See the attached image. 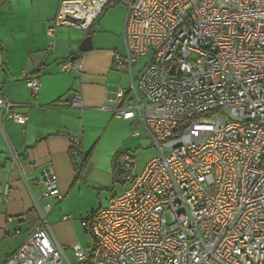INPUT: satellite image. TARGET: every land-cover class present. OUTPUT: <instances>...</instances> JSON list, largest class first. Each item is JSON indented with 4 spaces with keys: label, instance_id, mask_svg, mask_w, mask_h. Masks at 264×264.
<instances>
[{
    "label": "built area",
    "instance_id": "obj_1",
    "mask_svg": "<svg viewBox=\"0 0 264 264\" xmlns=\"http://www.w3.org/2000/svg\"><path fill=\"white\" fill-rule=\"evenodd\" d=\"M122 1L126 53L114 63L131 83L113 111L144 126L159 153L140 172L123 155L128 185L84 221L94 241L74 246L75 261L47 205L5 264H264V0ZM115 2L63 1L56 24L89 30ZM26 81L37 95L39 78ZM69 105L82 108L81 96ZM20 107L0 95V121L27 125ZM44 183V198L64 199L55 173ZM9 189L0 182V205Z\"/></svg>",
    "mask_w": 264,
    "mask_h": 264
},
{
    "label": "crops",
    "instance_id": "obj_2",
    "mask_svg": "<svg viewBox=\"0 0 264 264\" xmlns=\"http://www.w3.org/2000/svg\"><path fill=\"white\" fill-rule=\"evenodd\" d=\"M63 1L67 0H0V95L29 115L25 126L0 121V182L10 185L0 205V264L27 240L47 205L52 207L47 220L52 215L59 222L53 232L64 249L81 243L72 217L79 211L69 201L86 190L116 188V182H122L121 189L100 203L107 206L128 185L117 177L123 155L131 154V147L143 139L150 140L144 126L113 111L120 87L128 90L131 83L127 71L114 63L116 54L126 53L128 11L116 13L109 5L89 30H82L56 24ZM88 38L90 49L80 51ZM68 60L82 66L65 70ZM27 76L39 78L37 95ZM75 94L81 96L82 108L69 105ZM74 139L80 140L83 155L90 154L86 164L71 159ZM49 171L57 175L65 194L62 201L43 197ZM65 215L72 220H64Z\"/></svg>",
    "mask_w": 264,
    "mask_h": 264
},
{
    "label": "rangeland",
    "instance_id": "obj_3",
    "mask_svg": "<svg viewBox=\"0 0 264 264\" xmlns=\"http://www.w3.org/2000/svg\"><path fill=\"white\" fill-rule=\"evenodd\" d=\"M110 6H111L110 10L116 9V13H119L121 10H123V8H126V10L128 11V4L122 0H118L115 3H111ZM145 61L146 58H143L141 63L134 64V68L136 72H138L143 67ZM124 81L126 82V79ZM131 148H133L131 151V155L134 157L136 161L135 171L137 172L142 171L144 164L159 153L157 147L153 145L152 142L148 139H143L138 147L136 144L133 145V147ZM123 186H124L123 183L119 181L116 182V188L113 187V185H111L102 189L95 188L91 190H86L82 192L80 196H77L75 198L72 197V199L69 201V205L79 211V215H72V217H73V222L75 224V225L73 224V226L75 227L74 229L78 234V239H79L78 242H81L82 245L87 246L89 244H93L94 241V235L84 225V221L88 219L91 214L103 208L100 207V203H103L107 196L113 193L115 189H121ZM61 214L62 213H60L59 215ZM49 222L51 224L52 230L56 232L57 224L59 222H55L52 215L49 216ZM74 246L68 248V250L66 251L68 257L72 261H75V256L73 251ZM145 264H152V263L149 262Z\"/></svg>",
    "mask_w": 264,
    "mask_h": 264
},
{
    "label": "trees",
    "instance_id": "obj_4",
    "mask_svg": "<svg viewBox=\"0 0 264 264\" xmlns=\"http://www.w3.org/2000/svg\"><path fill=\"white\" fill-rule=\"evenodd\" d=\"M70 156L74 163H77L79 159L82 162L81 164H86L89 160L90 154L83 155L79 149V145H73L70 151ZM117 177H120V171H118Z\"/></svg>",
    "mask_w": 264,
    "mask_h": 264
},
{
    "label": "water",
    "instance_id": "obj_5",
    "mask_svg": "<svg viewBox=\"0 0 264 264\" xmlns=\"http://www.w3.org/2000/svg\"><path fill=\"white\" fill-rule=\"evenodd\" d=\"M90 44H91V39L88 38L81 46H80V51H88L90 49Z\"/></svg>",
    "mask_w": 264,
    "mask_h": 264
}]
</instances>
